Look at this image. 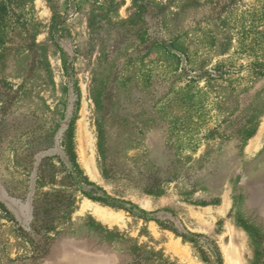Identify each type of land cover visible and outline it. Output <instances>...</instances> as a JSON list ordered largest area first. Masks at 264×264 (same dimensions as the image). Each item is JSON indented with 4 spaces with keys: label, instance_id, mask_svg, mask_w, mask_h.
Returning <instances> with one entry per match:
<instances>
[{
    "label": "rangeland",
    "instance_id": "1",
    "mask_svg": "<svg viewBox=\"0 0 264 264\" xmlns=\"http://www.w3.org/2000/svg\"><path fill=\"white\" fill-rule=\"evenodd\" d=\"M0 264H264V0H0Z\"/></svg>",
    "mask_w": 264,
    "mask_h": 264
},
{
    "label": "bare ground",
    "instance_id": "2",
    "mask_svg": "<svg viewBox=\"0 0 264 264\" xmlns=\"http://www.w3.org/2000/svg\"><path fill=\"white\" fill-rule=\"evenodd\" d=\"M95 172V171H94ZM96 173V172H95Z\"/></svg>",
    "mask_w": 264,
    "mask_h": 264
}]
</instances>
